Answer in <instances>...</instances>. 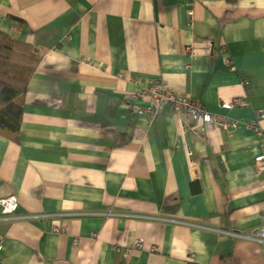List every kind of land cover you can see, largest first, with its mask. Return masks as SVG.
Returning <instances> with one entry per match:
<instances>
[{
	"label": "crops",
	"instance_id": "1",
	"mask_svg": "<svg viewBox=\"0 0 264 264\" xmlns=\"http://www.w3.org/2000/svg\"><path fill=\"white\" fill-rule=\"evenodd\" d=\"M0 31L40 56L19 142L0 135V197L27 217L0 206V264H264L238 237L264 226V0H0ZM154 79L239 127L133 114Z\"/></svg>",
	"mask_w": 264,
	"mask_h": 264
},
{
	"label": "built area",
	"instance_id": "2",
	"mask_svg": "<svg viewBox=\"0 0 264 264\" xmlns=\"http://www.w3.org/2000/svg\"><path fill=\"white\" fill-rule=\"evenodd\" d=\"M189 51L191 58L194 59L196 54L193 53L190 48ZM225 63L226 66L232 67V62L230 60H227ZM129 101L130 111L135 115L147 116L150 123L153 121L158 111L167 105L171 106L176 111H185L192 123L189 127V131L195 137H201L207 133V125L226 130H232L239 127L237 121H232L227 117L209 113L200 103L190 96L183 95L181 91L169 90L165 82L161 79H154L150 81L149 85L143 90L131 94L129 96ZM144 102H146L147 105H142ZM235 105L243 106L245 105V101L236 99L232 103L225 104L224 106L226 108H232ZM249 129L256 133L258 137H262V129L257 124L250 125ZM255 163L258 169L264 170V146L262 154L256 158ZM0 206L5 217L12 216V214L18 210L15 203H8L7 200H0ZM232 235L237 236L236 234ZM238 237L258 243L264 254V227L256 228L249 234L238 235ZM143 243V239L137 241L136 247L141 248ZM3 245L4 239L0 236V251H2Z\"/></svg>",
	"mask_w": 264,
	"mask_h": 264
},
{
	"label": "trees",
	"instance_id": "3",
	"mask_svg": "<svg viewBox=\"0 0 264 264\" xmlns=\"http://www.w3.org/2000/svg\"><path fill=\"white\" fill-rule=\"evenodd\" d=\"M39 62L34 46L0 31V135L13 143L20 139L24 99Z\"/></svg>",
	"mask_w": 264,
	"mask_h": 264
},
{
	"label": "bare ground",
	"instance_id": "4",
	"mask_svg": "<svg viewBox=\"0 0 264 264\" xmlns=\"http://www.w3.org/2000/svg\"><path fill=\"white\" fill-rule=\"evenodd\" d=\"M189 48L192 50V52L193 53H195L196 54V57L194 58V59H192L191 58V54H190V51H189ZM222 50L223 51H225L226 50V47H222ZM186 55H187V57H188V59H189V63L186 65V68L188 69V71H191L192 70V65H193V63L195 62V60L197 59V57H198V53H197V51H196V47H195V45H192V44H190L189 46H187V48H186ZM227 60H230L231 62H232V67H229V66H227V67H229V68H231L232 70H235V63H234V60L232 59V57H230V56H225V58H224V60H223V63H224V65H226V61ZM255 135L256 136H258L256 133H255ZM261 155V154H260ZM259 156V155H258ZM256 164V163H255ZM257 167V166H256ZM261 170V169H260ZM0 200H7V202L8 203H15L16 205H17V208L19 207V199H18V196H16V195H14V196H10V197H0ZM2 209V208H1ZM6 218V217H5ZM34 218V217H33ZM154 218V217H153ZM11 219H13V220H22V219H27V217H24V216H16V214L14 213V214H12V216H11ZM155 219L156 220H158V221H161V222H166L167 221V219H163V218H156L155 217ZM262 227H264V226H262ZM257 228H259V227H257ZM256 229V228H255ZM254 230V229H253ZM252 230V231H253ZM52 231L54 232V233H56V234H64L65 232H66V229L64 228V227H62V226H59V225H54L53 226V229H52ZM231 234H235V233H231ZM249 234V233H248ZM244 235H247V234H244ZM233 236V235H232ZM235 237V236H234ZM245 240V239H244ZM248 241V240H247ZM251 242H253V241H251ZM3 248H4V245H3Z\"/></svg>",
	"mask_w": 264,
	"mask_h": 264
},
{
	"label": "water",
	"instance_id": "5",
	"mask_svg": "<svg viewBox=\"0 0 264 264\" xmlns=\"http://www.w3.org/2000/svg\"><path fill=\"white\" fill-rule=\"evenodd\" d=\"M218 160H220V158H218Z\"/></svg>",
	"mask_w": 264,
	"mask_h": 264
}]
</instances>
